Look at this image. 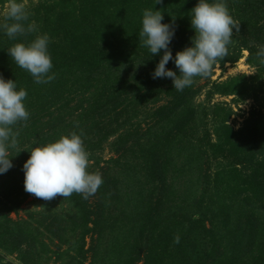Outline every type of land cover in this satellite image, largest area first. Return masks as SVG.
I'll return each mask as SVG.
<instances>
[{"label":"trees","instance_id":"1","mask_svg":"<svg viewBox=\"0 0 264 264\" xmlns=\"http://www.w3.org/2000/svg\"><path fill=\"white\" fill-rule=\"evenodd\" d=\"M155 3L51 0L28 11L24 26L34 23V31L9 39L0 29V77L26 91L29 113L12 126L17 148L9 149L12 167L0 174V264H15L7 260L12 256L18 264L46 263L43 232L65 247L55 254L62 264H264V114L252 109L233 131L229 111L220 119L209 103L214 95L243 98L242 81L238 90L236 80L211 83L204 104L194 106L195 83L210 74L182 91L169 78H151L163 53L151 56L142 46L143 10L161 11V23L175 29L168 46L175 56L190 46L197 0ZM224 3L239 31L233 29L215 64L234 65L245 51L247 64L264 70L257 55L264 46V0ZM42 34L49 37L55 77L36 84L7 51ZM165 67L176 71L171 61ZM71 132L81 135L89 154L87 171L102 178L96 193L64 198L66 209L42 213L40 228L32 226L33 214L31 223L11 219L20 199L32 195L23 189L28 151ZM113 136L117 157L100 167L99 154Z\"/></svg>","mask_w":264,"mask_h":264},{"label":"clouds","instance_id":"2","mask_svg":"<svg viewBox=\"0 0 264 264\" xmlns=\"http://www.w3.org/2000/svg\"><path fill=\"white\" fill-rule=\"evenodd\" d=\"M158 3L160 0H156L155 4ZM190 13V26L194 35L190 38V46L177 51L175 56L168 47L175 29L161 23V11L146 9L141 17L139 38L142 46L147 48L151 56L161 50L163 53L151 78H169L176 91L191 86L195 77L206 78L217 60L226 55L233 29L239 31V23L229 14L224 0H197ZM28 18L29 13L23 4L7 0L4 19L11 23L0 24V29L9 39H15L17 35L35 30L34 23L28 24L27 28L24 26ZM48 44L49 37L42 34L27 44L15 43L7 54L19 68L30 74L34 83L46 84L55 77L51 73ZM257 55L264 63V46L260 47ZM169 61L174 65L175 72L166 69L165 65ZM26 95L23 88L17 89L13 79L0 77V174L12 167L9 149L17 148V134L13 132L12 126L29 117L24 106ZM28 153V159L22 165L23 189L37 198L49 201L58 195L66 198L77 193L87 199L102 184L99 173L87 171L89 154L83 146L81 135L75 132L61 135L53 142L34 146ZM174 242L178 243L179 237Z\"/></svg>","mask_w":264,"mask_h":264},{"label":"rangeland","instance_id":"3","mask_svg":"<svg viewBox=\"0 0 264 264\" xmlns=\"http://www.w3.org/2000/svg\"><path fill=\"white\" fill-rule=\"evenodd\" d=\"M51 0H16L17 3L23 4L24 8L28 12L34 6L39 3L49 2ZM7 8V0L0 1V23L4 21V13ZM247 53L245 51L241 52L240 59L234 64H224L220 66L219 64H214L210 76L206 79L198 80L195 83V89L198 90L196 96L194 97L192 103L194 106L202 105L205 101V96L208 93V90L211 86V83H224L228 80H236L235 89H239L241 84L246 86V95L243 98L237 95H214L211 98L209 103L210 106H217V117L220 119L224 117L225 113L229 111L230 116L227 120V126L230 127L233 131L239 130L244 121L248 118L249 113L252 109L260 110L264 114V70H259L246 62ZM242 81V83H241ZM241 84H240V83ZM75 102L72 103L74 105ZM166 104V101H161L152 108H157V106H163ZM241 105H243L241 107ZM209 118V117H208ZM209 120V119H208ZM207 128L210 129V122H207ZM145 128V125H142V129ZM116 141V136H113L108 139V141L103 145V150L99 154V166L106 167V161L110 158L115 159L117 157L110 148V145ZM92 162H88V165H91ZM214 168L210 169L213 172ZM20 205L15 212L10 214V218L13 220H23L30 221L29 215L33 214L32 226L34 228L39 227L37 224L44 221L42 213L51 214L54 211H61L66 209V204L64 198L61 196H56L54 199L45 201L40 198H37L33 195L26 197L25 199H20ZM31 223V222H29ZM40 228V227H39ZM41 231H43L41 229ZM44 233L42 241L49 249V254L46 256L48 261L44 264H62V261H57L55 254L65 250V247L58 249L55 240H50L48 234ZM88 245V240H86V246ZM8 261L15 262L14 256L7 257Z\"/></svg>","mask_w":264,"mask_h":264}]
</instances>
